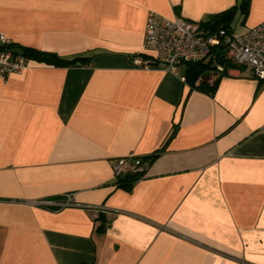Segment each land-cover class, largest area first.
<instances>
[{"label": "crops", "instance_id": "crops-1", "mask_svg": "<svg viewBox=\"0 0 264 264\" xmlns=\"http://www.w3.org/2000/svg\"><path fill=\"white\" fill-rule=\"evenodd\" d=\"M242 2L0 0L16 46L89 57L0 78V264H264V80L229 67L204 91L187 64L133 62L149 11L236 6L244 33L264 0ZM129 154L150 165L126 189L112 161Z\"/></svg>", "mask_w": 264, "mask_h": 264}, {"label": "built area", "instance_id": "built-area-1", "mask_svg": "<svg viewBox=\"0 0 264 264\" xmlns=\"http://www.w3.org/2000/svg\"><path fill=\"white\" fill-rule=\"evenodd\" d=\"M13 44V40L0 30L2 79L29 67V57L18 52ZM221 48L228 61L264 80V21L244 33H238L234 28L210 29L199 20H190L179 15L170 18L151 10L147 14L144 41L148 58L135 56L133 62L144 67L163 64L169 72L176 74L183 64L215 60ZM215 65V75H221L228 70L222 63ZM182 79L186 80V77ZM149 165L150 162L143 157L129 154L115 158L112 161V171L116 180L134 174L143 177ZM58 203L60 207L71 206L73 197L68 195Z\"/></svg>", "mask_w": 264, "mask_h": 264}, {"label": "trees", "instance_id": "trees-1", "mask_svg": "<svg viewBox=\"0 0 264 264\" xmlns=\"http://www.w3.org/2000/svg\"><path fill=\"white\" fill-rule=\"evenodd\" d=\"M241 10L245 13L249 10V2L248 0H243L241 4ZM237 11V7L229 8L225 11H222L214 16H212L209 20L204 22L203 24L210 29H216L219 27L224 28H233L231 23L234 19L235 13ZM13 46L17 48L18 52H21L27 57L44 61L47 63H52L56 65H69L77 62H87L89 60V57L87 56H76L74 58H64L61 57L56 52H50L45 50H40L34 47L29 46H16L14 43ZM148 56H145L147 58ZM222 63L227 68L229 67H238L243 68L241 66H238L226 59L225 51L221 48L218 50L216 54L215 60H210L208 62H197V63H187V71L185 74L186 80L190 81V83L194 86H197L198 88L204 90V91H212L213 88L216 86V83L221 75H223L225 72H223L221 75H215L214 69L216 67V63ZM212 76L214 81L213 83H209L208 78ZM141 176L138 174L134 175H126L124 177H121L117 184L120 187H124L126 189H131L133 182L140 179ZM108 222V221H106ZM105 223L103 222V227Z\"/></svg>", "mask_w": 264, "mask_h": 264}, {"label": "rangeland", "instance_id": "rangeland-1", "mask_svg": "<svg viewBox=\"0 0 264 264\" xmlns=\"http://www.w3.org/2000/svg\"><path fill=\"white\" fill-rule=\"evenodd\" d=\"M233 25H234V27H235V31H236V32H241V28H242V26H241V24L239 23V15L236 16V18H235V20H234V22H233Z\"/></svg>", "mask_w": 264, "mask_h": 264}]
</instances>
